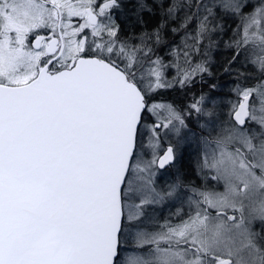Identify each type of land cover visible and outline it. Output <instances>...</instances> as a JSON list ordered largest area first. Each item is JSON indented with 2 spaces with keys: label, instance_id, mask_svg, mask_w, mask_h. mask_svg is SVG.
Listing matches in <instances>:
<instances>
[{
  "label": "snow or ice",
  "instance_id": "1",
  "mask_svg": "<svg viewBox=\"0 0 264 264\" xmlns=\"http://www.w3.org/2000/svg\"><path fill=\"white\" fill-rule=\"evenodd\" d=\"M0 264H264V0H0Z\"/></svg>",
  "mask_w": 264,
  "mask_h": 264
}]
</instances>
